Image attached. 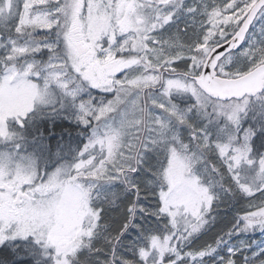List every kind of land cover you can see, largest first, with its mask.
<instances>
[{
	"label": "snow or ice",
	"instance_id": "1",
	"mask_svg": "<svg viewBox=\"0 0 264 264\" xmlns=\"http://www.w3.org/2000/svg\"><path fill=\"white\" fill-rule=\"evenodd\" d=\"M249 113L264 0H0V264H237L221 245L264 232ZM48 115L87 137L51 172L13 131Z\"/></svg>",
	"mask_w": 264,
	"mask_h": 264
},
{
	"label": "trees",
	"instance_id": "2",
	"mask_svg": "<svg viewBox=\"0 0 264 264\" xmlns=\"http://www.w3.org/2000/svg\"><path fill=\"white\" fill-rule=\"evenodd\" d=\"M46 58V57H45ZM97 94V93H94ZM254 113H249L248 117L244 120V126L249 127L250 125L255 124L259 127V122L254 119ZM264 122V120L262 121ZM25 125L31 127V135L27 136L24 133V128L21 131H17L16 128H13V131L18 134L17 137L22 138V145L25 146L26 152L29 151L31 145H34V142L38 139H43L49 151L40 152L36 155L38 161V168L48 170L49 172L54 170L57 167H60L65 164H70L74 160V156L79 150V147L83 146V143H86L87 137L81 135L83 129L82 127L76 126V121L71 119H64L63 117H48L45 120L35 121L34 124ZM55 137V139H52ZM28 146V147H27ZM264 152V149L261 150ZM52 160L53 156H56ZM53 164V168H49V164ZM243 206V203L237 204L235 206L229 205L228 207L221 206L219 209V216L216 223L213 225L212 231L218 232L220 235L228 232L232 227L231 224L227 223L229 219L234 216L239 208ZM222 229V231H221ZM264 237V232L262 231H250L240 233L239 235H233L228 239L227 244L221 245L218 252L220 254H225L228 246L238 244L240 252L237 253V256L234 257L237 260V264H245V257H247V264H256L261 261H264V251L258 249V242L261 241ZM199 239V237L197 238ZM208 243H214L213 240L205 237ZM203 243V240L200 241ZM246 245V247H244ZM259 253V255H254ZM208 264H214L213 258H206Z\"/></svg>",
	"mask_w": 264,
	"mask_h": 264
},
{
	"label": "rangeland",
	"instance_id": "3",
	"mask_svg": "<svg viewBox=\"0 0 264 264\" xmlns=\"http://www.w3.org/2000/svg\"><path fill=\"white\" fill-rule=\"evenodd\" d=\"M188 2L189 3H191V0H188ZM257 27H259V24L257 23ZM93 91H96V90H93ZM97 92V91H96ZM253 116H254V119L257 121V122H262L263 120H264V116H261L260 114H253ZM48 117H51V119L53 118V116H51V115H48ZM47 118V116H42V117H40V119L39 120H45ZM55 118V117H54ZM39 120H36V121H39ZM26 122H27V124H30V122L29 121H27L26 120ZM35 123V121L32 123V124H34ZM13 128H16L17 129V131H21V129L18 127V126H13ZM30 130H31V127H30V125L28 126H26L25 124H24V133L27 135V136H29V135H31V132H30ZM17 134V133H16ZM17 136H18V134H17ZM0 147H2V145H0ZM28 147V146H27ZM29 148V151L27 152L28 154H30L31 155V157H32V160L34 161V164H35V166L36 167H38L37 165H38V162H36V161H38L37 160V158H36V155H38V154H40V152L39 151H35L34 150V147L31 145L30 147H28ZM25 150V146L24 147H22V151H24ZM56 155V154H55ZM56 157H58L57 155L56 156H53L52 157V160L53 159H55ZM48 167L49 168H53V164L51 163V164H49L48 165ZM56 169V168H55ZM54 169V170H55ZM42 170H44V169H42ZM54 170H52V171H54ZM51 172V171H50ZM258 249L259 250H262V251H264V237H263V239L261 240V241H259L258 243ZM229 247H232V248H239V243L238 244H234V245H231V246H228V248ZM220 254V253H219ZM222 255V254H221ZM214 259V258H213ZM206 264H208L207 263V261H206ZM256 264H264V261H261V262H259V263H256Z\"/></svg>",
	"mask_w": 264,
	"mask_h": 264
},
{
	"label": "flooded vegetation",
	"instance_id": "4",
	"mask_svg": "<svg viewBox=\"0 0 264 264\" xmlns=\"http://www.w3.org/2000/svg\"><path fill=\"white\" fill-rule=\"evenodd\" d=\"M250 31H251V29H250Z\"/></svg>",
	"mask_w": 264,
	"mask_h": 264
}]
</instances>
